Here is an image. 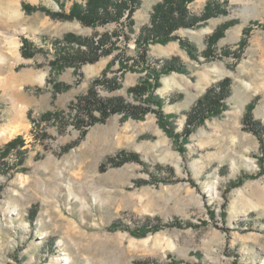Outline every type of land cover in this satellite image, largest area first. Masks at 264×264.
Returning <instances> with one entry per match:
<instances>
[{"label": "rangeland", "instance_id": "rangeland-1", "mask_svg": "<svg viewBox=\"0 0 264 264\" xmlns=\"http://www.w3.org/2000/svg\"><path fill=\"white\" fill-rule=\"evenodd\" d=\"M5 1L0 0V155L18 136L24 153L22 161L15 148L0 157V264H264V132L252 131L264 128V0L187 4L190 15L200 16L216 2L219 14L178 28L166 44L147 46L157 69L173 57L184 67L157 81L148 70L126 69L122 62L138 58L136 38L162 0H140L130 18L93 27L22 6L58 12L63 3L68 13L86 0H14L17 12ZM102 34L115 36V48L96 62L77 70L55 59V42L63 47L66 35ZM23 38L32 44L26 57ZM157 46L168 48L167 55L161 57ZM105 60L97 75L85 73ZM195 73L208 87L188 110L171 113L185 93L171 89L160 95L162 80L176 74L194 82ZM95 79L117 85L112 91L97 87L100 97H121L147 113L141 119L110 115L82 137L88 121L80 116L85 121L76 125L70 107ZM144 80L156 85L151 91L160 105L147 102L150 92L129 93ZM224 81V110L181 137L190 110ZM158 111L173 135L159 124ZM227 114L239 117L238 140L232 128L220 127ZM10 126L23 129L3 139ZM125 155L137 160L115 166Z\"/></svg>", "mask_w": 264, "mask_h": 264}, {"label": "trees", "instance_id": "trees-1", "mask_svg": "<svg viewBox=\"0 0 264 264\" xmlns=\"http://www.w3.org/2000/svg\"><path fill=\"white\" fill-rule=\"evenodd\" d=\"M139 1L140 0H86L83 5L77 3L73 4L68 13H66L63 9V3H60V11L58 12H53L40 5L33 6L23 3L22 6L25 11H42L57 19H77L82 25L93 27L96 25H104L109 22H119V20L125 15L127 16V19L130 18L134 9L138 7ZM193 1L194 0H162L161 3L155 5L150 16L149 24L142 27L136 38V47L140 51L138 58H124L125 60L122 62L124 68L138 72L148 70L156 81L161 74L169 71H183V65L180 63L179 59L175 57L164 60L162 67L157 69L155 66L157 63L149 59L147 55V46L152 43L166 44L175 38L172 37L171 34L178 28H191L199 26L205 23L208 19L216 17L219 14V6L216 2H213L206 6L202 15H190L186 5ZM227 26L228 24L223 25L219 30H217V32H215V34L211 37L210 43H216L221 36L220 31ZM114 38V35L108 34L98 35L93 39H83L81 37L66 35L63 39V47L55 42L57 49L54 57L61 64H72L71 66L77 68L78 70V67L81 65L86 63L92 64L101 56L108 55L110 52L114 51ZM22 43L21 55L26 57L29 55L28 52H26L27 48L31 47L32 44L25 38L22 39ZM181 45L187 49L188 47H191L189 43L182 41ZM190 51L191 48L189 52ZM206 55H208V52ZM103 77L104 75L102 74L101 78ZM226 82L227 81L221 82L216 87L209 88L203 97L196 103L195 107L190 110L186 126L181 137L184 138L185 136H189L194 127L200 125L207 118L219 115L220 112L224 110L223 100L228 95L227 88L225 87L227 84ZM99 86L108 91H112V89L114 90L117 88L114 80L95 79L91 82L87 93L79 97L75 104H72V107H70L71 111L75 112L73 115V121L76 122V125L77 123L82 124L85 121L83 119H79L80 116H84V119L88 121L86 123L88 125L84 127L85 130H83L82 137H84L85 131L88 127H91L95 123H103L110 115L123 114L124 117L141 119L142 116L147 113V108H143L141 105L134 106L126 102L121 97H100L96 92V89ZM155 86L156 85H152L147 80H144L140 85L130 89L129 93L134 95L138 94V96L141 97V95L146 92H150V97L147 102L152 101L155 104L160 105L161 101L152 96L151 90H153ZM217 88L218 90H216ZM95 112L98 113L100 117H95L93 115ZM156 113L158 115L159 124L167 130V133L173 135V133H171L173 130V127L171 128L172 125H170L169 128L167 120L163 118L162 113L160 111ZM52 114L57 116V119H64L62 113H47L45 117H49ZM245 117V120H250L251 117L249 115V111L246 112ZM251 126L254 128L253 124H251ZM252 131L255 134H259L261 131L264 132V128L260 127L259 129ZM174 136L179 138V135ZM22 144L23 141L20 136L16 137L4 147L3 153L0 157H5L11 149L15 148L17 153L21 156L20 160L22 161L24 152L19 149ZM135 159L136 157L134 155H125L120 159V161L114 163V165L120 166L124 162L129 160L133 161ZM103 167L104 166H102V170L104 169Z\"/></svg>", "mask_w": 264, "mask_h": 264}, {"label": "crops", "instance_id": "crops-1", "mask_svg": "<svg viewBox=\"0 0 264 264\" xmlns=\"http://www.w3.org/2000/svg\"><path fill=\"white\" fill-rule=\"evenodd\" d=\"M157 51L161 57L164 55H167V53L169 52L168 48L161 51L159 47L157 48ZM178 55L181 56V58L184 61H188L185 57L186 56L185 53L184 54L179 53ZM160 56H158V57H160ZM107 64H108V60H105L104 62L101 61L97 65L87 66L84 71H85V73H89L90 75H92V74L97 75L100 70H102L104 67L107 66ZM196 73L194 76H192L195 79L194 82H192V80H188L185 78H184L185 80H182V79L178 80V78H176L178 75H176V74H172L170 77H167V79L162 80L163 81V88L159 92L160 95L169 94L171 89L180 90V91H183L185 93L181 103L172 105V107L174 109L172 108L171 113L180 114L183 111L188 110L192 106V104H194L196 99L199 98V96H201L205 92L206 88L208 87V86L204 87V85L207 84L206 80H203V77L199 76ZM168 109H171V107H168ZM235 118H239V117L238 116H235V117L231 116L230 117V115L228 116V114L225 115L224 119H222V122H220V123H222V124H220V127H222V128L225 127V128H223L224 131H227V129L230 130L232 128V130H234L235 135H237V140H238L239 119H237V121H236ZM217 127L218 126H215V129H217ZM199 145L201 147H204L202 143H200ZM199 145H198V147H200Z\"/></svg>", "mask_w": 264, "mask_h": 264}, {"label": "bare ground", "instance_id": "bare-ground-1", "mask_svg": "<svg viewBox=\"0 0 264 264\" xmlns=\"http://www.w3.org/2000/svg\"><path fill=\"white\" fill-rule=\"evenodd\" d=\"M5 5L9 8V9H14L16 12H17V9H15V3H14V0H6L5 1ZM6 7V8H7ZM21 128L22 127H19V126H10V127H7L4 131V136L2 137L3 139H5V137H12L14 136L15 134L19 133L21 131ZM23 129V128H22ZM58 177L61 176V174L59 173L57 175Z\"/></svg>", "mask_w": 264, "mask_h": 264}]
</instances>
